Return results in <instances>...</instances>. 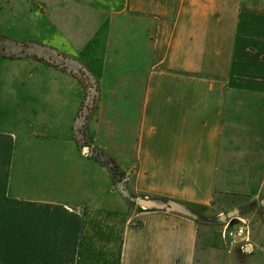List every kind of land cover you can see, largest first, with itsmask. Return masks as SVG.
I'll list each match as a JSON object with an SVG mask.
<instances>
[{"label":"crops","instance_id":"1","mask_svg":"<svg viewBox=\"0 0 264 264\" xmlns=\"http://www.w3.org/2000/svg\"><path fill=\"white\" fill-rule=\"evenodd\" d=\"M35 1L58 36L41 43L96 77L91 147L125 178L75 138L76 76L2 64L0 90L22 99L0 118V264H204L218 252L197 219L133 198L264 202V0Z\"/></svg>","mask_w":264,"mask_h":264},{"label":"rangeland","instance_id":"2","mask_svg":"<svg viewBox=\"0 0 264 264\" xmlns=\"http://www.w3.org/2000/svg\"><path fill=\"white\" fill-rule=\"evenodd\" d=\"M43 18V10L34 0H0V33L6 37L47 44L46 41L58 36L57 30L51 27L48 35L47 24H44ZM15 62L0 56V67L2 64L9 67ZM36 68L40 67L31 66V69ZM3 83L4 86L8 85L6 82ZM0 95L3 96V102L9 106L8 109L3 110L5 113H2L0 109V118L1 120L11 119V112H17L21 102L19 100L22 97L18 96L17 98L11 92L3 90H0ZM37 95L38 97L33 100L40 98V95ZM7 96L10 97L8 100ZM7 124V121L3 120L0 127H5L4 125ZM233 201L238 202V200L226 196L214 210L208 209L198 213L203 216L200 220V230L206 243L217 248L216 252H218L215 253L218 255L217 257L214 253H205L204 251V264H264V202L260 199L258 202L245 204L246 201L242 199V203L234 204ZM235 209L239 210L235 216L243 217L250 222L252 229L251 245L246 246L242 242L231 244L221 236V229L225 220H221V215Z\"/></svg>","mask_w":264,"mask_h":264},{"label":"trees","instance_id":"3","mask_svg":"<svg viewBox=\"0 0 264 264\" xmlns=\"http://www.w3.org/2000/svg\"><path fill=\"white\" fill-rule=\"evenodd\" d=\"M31 50L44 52L52 58V61H49L45 57L38 55L36 52L31 53ZM0 56L8 59L34 57L38 60L46 62L47 64L55 68L62 69L76 76L80 80L84 88V99L74 125L75 138L81 147L93 146V143L89 136L88 127L92 117L98 109L100 89L98 87L96 77L86 67L85 64L77 59L67 56L58 49L47 46L41 42L28 41L23 39H12L4 36L1 33ZM93 149L94 151L91 154L92 158H94L98 163L110 170L115 183L118 184V189H120L119 186L125 178V173L121 171L117 161L102 149H99L96 146H94ZM126 191H128V189H126ZM189 210L197 215V221L198 223H200V220L203 218L202 214H198L191 209Z\"/></svg>","mask_w":264,"mask_h":264},{"label":"water","instance_id":"4","mask_svg":"<svg viewBox=\"0 0 264 264\" xmlns=\"http://www.w3.org/2000/svg\"><path fill=\"white\" fill-rule=\"evenodd\" d=\"M31 53L36 52L38 55L45 57L47 60L52 61V58L45 54L44 52H40L37 50H31ZM84 149L86 152H93L94 149L90 146H84ZM126 194L130 197V194L128 191H126ZM139 206H141L144 209H154V210H163V211H169V212H176L194 219H197V215L191 212L188 208L181 206L175 202H164L157 199H148V198H133ZM239 213V210L235 209L230 212H227L226 214L221 215V220L228 219L235 217L236 214Z\"/></svg>","mask_w":264,"mask_h":264},{"label":"built area","instance_id":"5","mask_svg":"<svg viewBox=\"0 0 264 264\" xmlns=\"http://www.w3.org/2000/svg\"><path fill=\"white\" fill-rule=\"evenodd\" d=\"M251 232L250 222L243 217L235 216L224 220L221 236L231 244L242 242L247 246L251 245Z\"/></svg>","mask_w":264,"mask_h":264}]
</instances>
